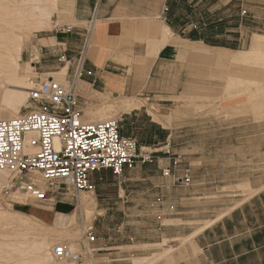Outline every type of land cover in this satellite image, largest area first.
Listing matches in <instances>:
<instances>
[{"label":"rangeland","instance_id":"obj_1","mask_svg":"<svg viewBox=\"0 0 264 264\" xmlns=\"http://www.w3.org/2000/svg\"><path fill=\"white\" fill-rule=\"evenodd\" d=\"M172 1L173 14L187 23L182 36L190 42L213 48L209 50L210 54L245 51L250 48L254 34L264 36V0ZM242 11L247 14L243 16ZM150 22L159 26L155 20L147 23L151 25ZM52 25L50 31L29 33L22 53L20 65L31 62L35 67L31 79L37 89L45 82V75L36 69L38 56H30V53L34 54L37 46L54 44L42 40L55 34L58 25ZM86 26L89 30L90 25ZM148 41L150 48L153 43ZM81 55L72 62L73 73H70V61L59 57L57 60L63 67L55 73L69 67L66 79L70 82L79 67L82 70L78 93L83 120L119 119L121 134L134 138L143 151L152 153V162L128 172L122 179L108 172L103 176V182L97 179L95 193L81 194L93 198L88 203L89 215L84 211L79 213V197L73 193L58 195V200L64 202L58 209L68 216L74 212L77 216L71 221L57 215L52 225L42 221L43 227L52 236L56 235L55 230L71 235L76 233V241L65 237L60 243L80 248L87 226L94 223L98 242L91 248L105 250L86 252L83 264H133L135 257L153 256L170 247L174 251L169 261H162L166 264L196 256L192 242L202 229L240 207L254 193L264 191L263 67L262 70L257 64L254 66L252 61L233 63L216 56L214 62L179 53L177 61L181 66L167 68L164 75L166 81L168 78L173 81L155 82L150 88L163 90V95L147 97L143 91L140 97L131 100L137 107L128 112L119 107H106L100 94H107V91L88 84L83 87L85 72ZM151 66L140 68V82L136 83L140 87L146 85ZM237 78L243 83V91L250 90L248 96L249 93L256 96L254 101L251 102L247 95L234 99L237 82H240ZM115 94L106 101L121 104L123 98ZM37 107L40 104L36 102L28 104L22 108L20 116ZM167 167L173 176L190 169L193 183L183 186L175 184L173 177L164 178L162 169ZM246 186L254 189L251 195L243 192ZM11 193L0 194V205L5 210L11 209L8 206ZM12 204L13 210L18 211L20 204ZM53 204L31 201L28 205L49 209Z\"/></svg>","mask_w":264,"mask_h":264},{"label":"crops","instance_id":"obj_2","mask_svg":"<svg viewBox=\"0 0 264 264\" xmlns=\"http://www.w3.org/2000/svg\"><path fill=\"white\" fill-rule=\"evenodd\" d=\"M172 3V0H57L58 15L55 21L58 22V28L55 34L42 38L43 41L51 40L54 44L37 46L35 53H30V56H38L36 69L40 74L48 75L63 67L57 60L59 57L70 61V73H73L72 62H76L83 53V87L88 84L100 91H107L104 95L108 99L115 93L123 100L140 97L143 91H146L147 97L163 95V90L155 88L154 91L150 88L155 82L173 81V78L166 81L164 75L167 74V68L181 66L177 61L179 53L216 62V55L209 52L213 48L190 42L182 36L187 23L173 14ZM144 20H155L159 22V26H167L173 36V41L154 56L148 54L150 49L147 42L140 41L143 37L146 41L150 40L153 33H150L149 28L154 30L157 27L148 23L147 26ZM92 21V30L86 44V25L89 26ZM64 27H70L71 33L58 32ZM131 28L133 31L129 30ZM143 31L146 37L144 33L141 35ZM26 56L28 58V52ZM150 64L152 66L147 78L149 85L146 83L144 87H140L136 84L140 82V68L149 67ZM79 71L77 76L83 73L82 70ZM80 79L77 81V90ZM107 172L111 173L103 171L94 175L93 181L98 179L103 182V176ZM53 200L54 204L50 203L53 204L50 206L51 210L28 205L29 201L20 204L18 212L35 216L47 225H52L57 215L68 220L70 216L58 209L64 202L57 197H53ZM218 219L220 220L212 221L210 226L202 229L194 238L196 256L180 259L174 264H264V191L256 193L240 207ZM97 242L98 238L94 246ZM97 250L100 253L105 249Z\"/></svg>","mask_w":264,"mask_h":264},{"label":"built area","instance_id":"obj_3","mask_svg":"<svg viewBox=\"0 0 264 264\" xmlns=\"http://www.w3.org/2000/svg\"><path fill=\"white\" fill-rule=\"evenodd\" d=\"M246 14L242 11L243 16ZM93 22L87 31L86 44ZM71 30L64 27L58 32L69 34ZM80 78L75 73L67 85L53 80L43 83L32 97L40 107L0 121V172H7L5 193L21 192L27 195V200L38 202L69 193L78 198L83 193H95L96 174L110 171L115 178L122 179L126 172L152 162V153L143 151L134 138L121 134L119 119L84 122L77 90ZM29 148L32 151H27ZM162 176L173 177L175 184L183 186L193 183L190 169L173 176L167 167L162 169ZM96 241L92 223L86 228L80 248L58 243L51 252L61 261L83 264L86 252H98L91 248Z\"/></svg>","mask_w":264,"mask_h":264},{"label":"bare ground","instance_id":"obj_4","mask_svg":"<svg viewBox=\"0 0 264 264\" xmlns=\"http://www.w3.org/2000/svg\"><path fill=\"white\" fill-rule=\"evenodd\" d=\"M56 12L57 0H0V121L20 117L23 110L22 108L32 103L33 94L39 91V89H37V85L31 79L32 76H34L35 70V67L32 66L33 63L24 62V66H21L20 62L22 61V53L30 36L29 33H42L50 31L53 27V23L58 24L57 20L55 21V17L58 15ZM144 24L147 25V21H145ZM150 24L152 25V22H150ZM153 24V26L156 27V23ZM132 29L133 28L129 30ZM149 30L150 33H153L151 39H153L154 42L152 41L153 45L149 46L151 49L149 48L150 51L148 54L154 56L159 53L160 49L172 42L173 36L171 30L165 25L158 26L154 30L149 28ZM143 33L145 35L144 31L141 35H143ZM25 34L28 35L25 37ZM143 40H145L144 37ZM148 42L149 41L147 40V43ZM205 51L208 50L205 49ZM216 56L225 59L228 62L232 61L233 63H249L252 61L254 66L257 64L258 66H261L260 69H262V67L264 69V36L254 34L251 46L248 50L234 52L228 51V53L224 55L217 53ZM67 71L68 68H64L58 73L45 75V82L53 80L54 82L67 85ZM237 79L240 81L239 78ZM232 82L233 81H231V83ZM43 83L40 84V88ZM234 83L232 84L234 85ZM237 84L238 85L235 89H238V91L235 93V96H233L234 99L247 95L251 102L252 99L253 101L255 100L256 96L253 97L254 94L249 93L251 95L248 96V92L250 90H242L243 83H241V81L237 82ZM256 92H258V88ZM259 93L261 94V92ZM100 95V99H104L107 106L105 104L104 105L109 108L119 107L120 109L129 112L137 105L131 100H123L121 104H116L114 102L108 103L106 101L108 97L104 94ZM104 109L105 108L103 107V110ZM98 112L101 111L99 110ZM100 114H102V112ZM90 120L91 121L84 122L98 123L103 122L105 119L104 117H101V119L99 117V121H96L95 119ZM27 151H32V149L29 148ZM0 180L1 194L7 186V172H0ZM243 189L245 194L250 195L254 191L251 186L243 187ZM8 200L11 202L8 205L11 208L10 210H5L0 205V264H75L56 259L51 251L52 247L55 244L62 242L65 237L69 238L73 242L76 241V233L71 235L70 233L67 234L65 232H58L55 230L56 235L52 236L51 232L47 231L43 227L41 220L35 216L13 210L12 203L23 205L30 201V199L27 200V195L24 193L12 192L9 195ZM79 201L80 204L77 208L79 213L84 211L86 215H89L90 209L88 207V203L89 201H93V198L87 196L82 197L80 195ZM53 202L54 200L51 198V200L46 203ZM49 209L51 210L50 207ZM76 216L77 213L74 212L68 219L72 221ZM192 245L195 251L193 242ZM172 249L173 247H170V249H165L163 250L164 252L154 254L153 256L135 257L133 258V264H158L162 261H169L170 256L174 251Z\"/></svg>","mask_w":264,"mask_h":264}]
</instances>
